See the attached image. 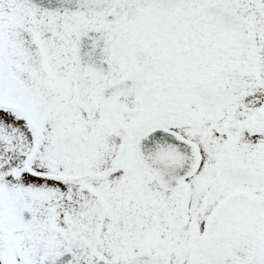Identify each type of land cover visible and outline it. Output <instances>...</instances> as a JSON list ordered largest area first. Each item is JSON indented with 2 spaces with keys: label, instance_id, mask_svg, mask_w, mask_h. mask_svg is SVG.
I'll use <instances>...</instances> for the list:
<instances>
[{
  "label": "snow or ice",
  "instance_id": "obj_1",
  "mask_svg": "<svg viewBox=\"0 0 264 264\" xmlns=\"http://www.w3.org/2000/svg\"><path fill=\"white\" fill-rule=\"evenodd\" d=\"M0 264H264V0H0Z\"/></svg>",
  "mask_w": 264,
  "mask_h": 264
}]
</instances>
